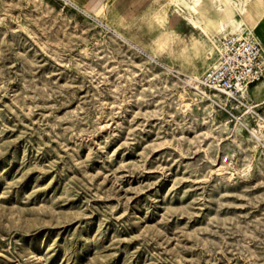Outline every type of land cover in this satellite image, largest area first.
<instances>
[{
  "label": "rangeland",
  "instance_id": "1",
  "mask_svg": "<svg viewBox=\"0 0 264 264\" xmlns=\"http://www.w3.org/2000/svg\"><path fill=\"white\" fill-rule=\"evenodd\" d=\"M184 10L0 0V264H264V103L195 88Z\"/></svg>",
  "mask_w": 264,
  "mask_h": 264
},
{
  "label": "built area",
  "instance_id": "2",
  "mask_svg": "<svg viewBox=\"0 0 264 264\" xmlns=\"http://www.w3.org/2000/svg\"><path fill=\"white\" fill-rule=\"evenodd\" d=\"M261 82H264V46L256 35L245 32L243 36L222 40L217 66L202 75L199 85L230 104H239Z\"/></svg>",
  "mask_w": 264,
  "mask_h": 264
},
{
  "label": "bare ground",
  "instance_id": "3",
  "mask_svg": "<svg viewBox=\"0 0 264 264\" xmlns=\"http://www.w3.org/2000/svg\"><path fill=\"white\" fill-rule=\"evenodd\" d=\"M218 5V11L211 13L205 8L202 3L204 0H177V3H181L185 10L184 16L187 21L193 24L194 29L201 30L208 39L212 42V48L220 55L222 49L221 39H215L216 36L222 37V40L229 36H243L245 32L253 34L257 33V26L255 24L249 25L247 19L249 18L248 8L244 0H214ZM239 5H242L239 7ZM217 38V37H216ZM218 55V57H219ZM218 64V58L210 65V68L216 67ZM190 79V78H189ZM188 79V80H189ZM187 80V81H188ZM201 77L198 74H194L191 78V82L194 83L196 89L201 88L199 81ZM188 84V83H187ZM189 85V84H188ZM264 85V84H263ZM253 89V95H256L260 89ZM195 89V90H196ZM247 93L249 97H252V92ZM199 92V91H198ZM245 94V100L247 97ZM204 95V94H202ZM244 100V101H245ZM195 101V100H194ZM242 101L240 104H243ZM228 100L224 102V106L227 105ZM253 110L254 107L250 106ZM259 126L261 133L264 131V119L259 120Z\"/></svg>",
  "mask_w": 264,
  "mask_h": 264
},
{
  "label": "crops",
  "instance_id": "4",
  "mask_svg": "<svg viewBox=\"0 0 264 264\" xmlns=\"http://www.w3.org/2000/svg\"><path fill=\"white\" fill-rule=\"evenodd\" d=\"M263 84H264V82H261L258 85H256L253 89H258L259 87L263 86V89H260L262 91H258V93H256V95H254V97L256 98V101L259 100V102H263L264 103V93H263L264 85ZM251 92L253 93V91H251ZM262 98H263V100H262Z\"/></svg>",
  "mask_w": 264,
  "mask_h": 264
}]
</instances>
